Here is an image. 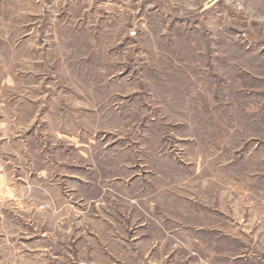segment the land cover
Segmentation results:
<instances>
[{
  "label": "rangeland",
  "instance_id": "obj_1",
  "mask_svg": "<svg viewBox=\"0 0 264 264\" xmlns=\"http://www.w3.org/2000/svg\"><path fill=\"white\" fill-rule=\"evenodd\" d=\"M264 264V0H0V264Z\"/></svg>",
  "mask_w": 264,
  "mask_h": 264
},
{
  "label": "crops",
  "instance_id": "obj_2",
  "mask_svg": "<svg viewBox=\"0 0 264 264\" xmlns=\"http://www.w3.org/2000/svg\"><path fill=\"white\" fill-rule=\"evenodd\" d=\"M133 258V257H132ZM133 261V264H154V263H151L149 260H145L144 262H140V260L136 259V258H133L132 259ZM76 264H90V263H86V262H78Z\"/></svg>",
  "mask_w": 264,
  "mask_h": 264
}]
</instances>
